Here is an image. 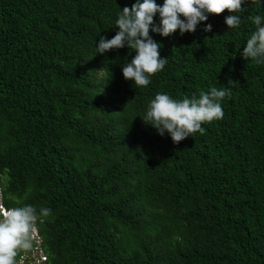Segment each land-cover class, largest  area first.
I'll use <instances>...</instances> for the list:
<instances>
[{
    "label": "trees",
    "instance_id": "1",
    "mask_svg": "<svg viewBox=\"0 0 264 264\" xmlns=\"http://www.w3.org/2000/svg\"><path fill=\"white\" fill-rule=\"evenodd\" d=\"M132 3L0 0L3 204L51 210L44 264H264V64L240 56L264 5L249 0L238 29L225 9L192 33L150 32L167 63L138 87L121 74L134 51L95 52ZM212 86L231 97L202 134L173 143L140 118L157 92Z\"/></svg>",
    "mask_w": 264,
    "mask_h": 264
},
{
    "label": "clouds",
    "instance_id": "2",
    "mask_svg": "<svg viewBox=\"0 0 264 264\" xmlns=\"http://www.w3.org/2000/svg\"><path fill=\"white\" fill-rule=\"evenodd\" d=\"M249 0H134L131 7L119 8L115 27L118 29L111 38L100 36L95 43L96 54L104 55L109 50L127 48L133 51L130 60L121 65V74L132 85L146 87L151 77L164 69L167 57L160 55L161 43L154 40L151 33L168 37L173 33L195 32L197 26L209 19V14L224 17L227 29H238L242 24L240 13ZM262 8L264 0H254ZM248 19L254 30L245 41L240 56L264 64V15H250ZM204 32L212 31V24L203 23ZM95 54V55H96ZM230 82V81H229ZM228 82V83H229ZM225 97H231L230 87H210L198 94L174 99L167 92H157L148 101L141 118L144 124L155 129L160 136L167 134L173 143H178L191 134L205 131L202 124L222 119V103ZM135 118V117H134ZM50 209L37 210L32 204L6 207L2 201L0 187V264H17L16 257L21 250H30L31 256L34 238L41 236L36 228L38 220L47 217ZM42 249V248H41ZM25 254V253H23Z\"/></svg>",
    "mask_w": 264,
    "mask_h": 264
},
{
    "label": "built area",
    "instance_id": "3",
    "mask_svg": "<svg viewBox=\"0 0 264 264\" xmlns=\"http://www.w3.org/2000/svg\"><path fill=\"white\" fill-rule=\"evenodd\" d=\"M35 245L33 246L32 254L28 257L26 254H22L19 258L18 264H44L46 255L39 247V240L34 238Z\"/></svg>",
    "mask_w": 264,
    "mask_h": 264
}]
</instances>
